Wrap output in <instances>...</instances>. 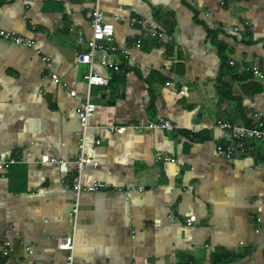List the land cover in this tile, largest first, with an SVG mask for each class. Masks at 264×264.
Instances as JSON below:
<instances>
[{
    "label": "crops",
    "instance_id": "obj_1",
    "mask_svg": "<svg viewBox=\"0 0 264 264\" xmlns=\"http://www.w3.org/2000/svg\"><path fill=\"white\" fill-rule=\"evenodd\" d=\"M94 3L0 0V31L30 42L0 37V160H20L0 172V264H65L70 237L75 264H264V142L216 152L221 123L264 112V78L247 72L264 74V0H99L120 69L95 67L107 85L90 91L84 153L97 165L81 181L106 189L73 214L88 71L76 37L91 38ZM160 120L177 128L147 129Z\"/></svg>",
    "mask_w": 264,
    "mask_h": 264
},
{
    "label": "built area",
    "instance_id": "obj_2",
    "mask_svg": "<svg viewBox=\"0 0 264 264\" xmlns=\"http://www.w3.org/2000/svg\"><path fill=\"white\" fill-rule=\"evenodd\" d=\"M91 28V38L87 41L84 40L81 34L76 37V45L78 47V52L76 55V62L80 65H86L88 67L87 74L84 77L86 83V96L83 100L78 102L75 113L78 122L81 127L80 139H79V152L76 159L73 161L75 168V176L72 179L71 190L73 197L75 199V208L73 209V214L77 213L78 200L82 193H96L99 191H104L106 185L100 182L92 183L90 185H83L81 181L82 172L87 165L96 166L84 153V137L87 130L88 121L92 117L95 107L91 102L90 91L94 86H106L107 79L100 76L95 67H101L104 69H111L112 72L118 73L120 69V64L114 60V57L118 55V49L116 48L113 41V26L109 23L103 21V13L99 9V0H95L94 10L92 12V18L90 22ZM159 38H165L162 33H157ZM0 37L5 40H11L14 43L21 46H28L30 42L21 37H14L11 33L0 31ZM139 47V44L136 45ZM123 59H126V55H122ZM233 65V62H230ZM249 70L252 74L258 78H264L256 65H252ZM55 83H59V79L56 76H52ZM71 97L76 96L74 90L69 91ZM177 127L172 125L168 121L160 120L158 122L148 123L147 129L149 130H166L172 131ZM218 128L222 131H227L229 133L228 143L218 145L216 148L217 154L226 159L233 160L239 157L241 152L246 150V144L248 141L254 142H264V112L254 115V123L249 125H232L227 122L221 123ZM111 131L116 133H123L126 128L124 127H110ZM98 144V143H97ZM162 158H158L161 160ZM42 163H50L58 165L59 162L55 159H48L46 157L42 158ZM20 163V160L16 158H8L5 160H0V172L9 169L10 167ZM195 222V217L190 216L186 220L187 225H191ZM4 246L8 247L9 243L5 242ZM63 249L66 252L65 264H75L74 263V241L73 238H68L64 244Z\"/></svg>",
    "mask_w": 264,
    "mask_h": 264
},
{
    "label": "trees",
    "instance_id": "obj_3",
    "mask_svg": "<svg viewBox=\"0 0 264 264\" xmlns=\"http://www.w3.org/2000/svg\"><path fill=\"white\" fill-rule=\"evenodd\" d=\"M215 44L217 45V48H218V55L220 57V60H221V66H223L224 64H227V59H226V56L224 54V47L219 43V42H215ZM230 65V62L228 63ZM234 64V63H233ZM232 66V65H230ZM259 70V69H258ZM247 71V70H246ZM249 73V76L250 77H253L254 75L252 74L251 70L248 69L247 71ZM247 125L251 126L252 124H249L247 122Z\"/></svg>",
    "mask_w": 264,
    "mask_h": 264
},
{
    "label": "rangeland",
    "instance_id": "obj_4",
    "mask_svg": "<svg viewBox=\"0 0 264 264\" xmlns=\"http://www.w3.org/2000/svg\"><path fill=\"white\" fill-rule=\"evenodd\" d=\"M257 144H262V143H257Z\"/></svg>",
    "mask_w": 264,
    "mask_h": 264
}]
</instances>
